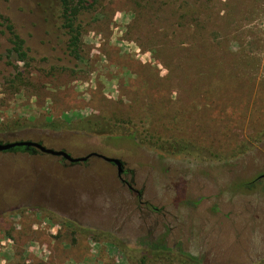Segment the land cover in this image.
<instances>
[{
    "label": "rangeland",
    "instance_id": "1",
    "mask_svg": "<svg viewBox=\"0 0 264 264\" xmlns=\"http://www.w3.org/2000/svg\"><path fill=\"white\" fill-rule=\"evenodd\" d=\"M42 1L0 0V142L126 175L0 152V264H264V0H95L77 58Z\"/></svg>",
    "mask_w": 264,
    "mask_h": 264
},
{
    "label": "trees",
    "instance_id": "2",
    "mask_svg": "<svg viewBox=\"0 0 264 264\" xmlns=\"http://www.w3.org/2000/svg\"><path fill=\"white\" fill-rule=\"evenodd\" d=\"M94 3L95 0H58V2L47 0L42 1L39 6L43 15L53 16L52 19H55V26H52L46 33L52 36L56 34L55 30H61L67 42V52L73 57L77 58L80 56V45L83 36L81 29L92 16ZM2 20L1 26L11 37L10 42L14 47L13 52L17 55L20 62L27 63L29 57L25 42L15 33L9 18L4 17ZM87 122L86 120L84 123L86 124Z\"/></svg>",
    "mask_w": 264,
    "mask_h": 264
},
{
    "label": "water",
    "instance_id": "3",
    "mask_svg": "<svg viewBox=\"0 0 264 264\" xmlns=\"http://www.w3.org/2000/svg\"><path fill=\"white\" fill-rule=\"evenodd\" d=\"M0 152L1 153L33 152V154H35L36 152H41L42 154L48 156L62 158L64 161L69 162L71 165L87 163L91 158H98L105 161L106 163L116 166L119 178L122 177L123 168H124L123 163L117 159L108 158L99 154H91L85 158H73L71 155H69L64 151L51 150L44 147L40 143H34V142H15V143H7V144H3L0 142ZM261 179H264V177H262Z\"/></svg>",
    "mask_w": 264,
    "mask_h": 264
},
{
    "label": "flooded vegetation",
    "instance_id": "4",
    "mask_svg": "<svg viewBox=\"0 0 264 264\" xmlns=\"http://www.w3.org/2000/svg\"><path fill=\"white\" fill-rule=\"evenodd\" d=\"M25 153V152H24ZM26 153H29V152H26ZM30 154H33V152H31ZM124 166V165H123ZM126 175V171H124V168H123V174H122V177H124ZM262 177H264V176H262ZM261 177V178H262ZM123 179V178H122ZM122 182H123V184H127L128 185V183H126V182H124L123 180H122ZM131 190H132V187H129Z\"/></svg>",
    "mask_w": 264,
    "mask_h": 264
}]
</instances>
